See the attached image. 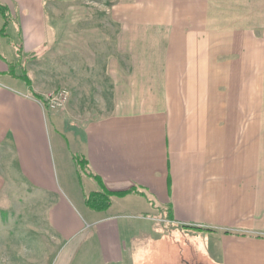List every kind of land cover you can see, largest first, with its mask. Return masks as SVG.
I'll list each match as a JSON object with an SVG mask.
<instances>
[{"label":"crops","instance_id":"obj_1","mask_svg":"<svg viewBox=\"0 0 264 264\" xmlns=\"http://www.w3.org/2000/svg\"><path fill=\"white\" fill-rule=\"evenodd\" d=\"M80 1L0 0V200L46 199L57 244L101 264L159 225L210 264H264V0ZM101 192L128 195L97 212Z\"/></svg>","mask_w":264,"mask_h":264},{"label":"rangeland","instance_id":"obj_2","mask_svg":"<svg viewBox=\"0 0 264 264\" xmlns=\"http://www.w3.org/2000/svg\"><path fill=\"white\" fill-rule=\"evenodd\" d=\"M97 2L91 1L87 5V1L82 0L74 6L73 13H103L106 0H99L101 4ZM107 30L113 33L109 25ZM62 89L68 91L61 88L53 93ZM67 105L51 113H60ZM19 186L17 182L11 183L9 197L0 200V264H101L98 258H93L97 252L89 246L80 245V239L64 247L61 243L57 244L47 226L46 199L24 197L19 193L22 191ZM154 229L163 236L149 237L135 247L124 264H210L206 255L207 240L175 231L169 235L162 225Z\"/></svg>","mask_w":264,"mask_h":264},{"label":"trees","instance_id":"obj_3","mask_svg":"<svg viewBox=\"0 0 264 264\" xmlns=\"http://www.w3.org/2000/svg\"><path fill=\"white\" fill-rule=\"evenodd\" d=\"M2 11L3 9L0 8ZM27 78L26 75L23 76V79ZM30 83V81H27ZM74 163L76 166V169L79 172H86L87 171V164L86 160L82 156H74ZM127 193H121V194H115V193H107V192H101V193H92L89 196L86 197V204L88 207L94 211L97 212H106L111 207V198L112 197H125L127 196Z\"/></svg>","mask_w":264,"mask_h":264},{"label":"built area","instance_id":"obj_4","mask_svg":"<svg viewBox=\"0 0 264 264\" xmlns=\"http://www.w3.org/2000/svg\"><path fill=\"white\" fill-rule=\"evenodd\" d=\"M70 98L67 90L62 89L46 97V106L49 112H58L65 108Z\"/></svg>","mask_w":264,"mask_h":264}]
</instances>
